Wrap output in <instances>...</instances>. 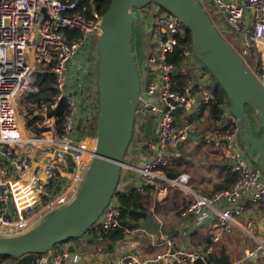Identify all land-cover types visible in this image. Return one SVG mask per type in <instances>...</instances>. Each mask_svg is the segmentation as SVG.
I'll list each match as a JSON object with an SVG mask.
<instances>
[{
  "label": "built area",
  "instance_id": "2783aa9c",
  "mask_svg": "<svg viewBox=\"0 0 264 264\" xmlns=\"http://www.w3.org/2000/svg\"><path fill=\"white\" fill-rule=\"evenodd\" d=\"M96 1L0 0V236L24 233L67 204L75 195L93 155L95 140L87 137V133L81 135L74 130L80 98L72 96V84L81 69L86 68L85 61L80 63L76 57L81 51L88 56L91 38L97 42L99 37L103 14ZM196 1L213 25L210 13L218 18L219 26L214 27L243 63L249 68V59L258 53L264 70V0ZM146 7L141 13L150 10L153 15L148 18L150 23L146 29L151 35V48L147 47L143 72L152 70L149 77L140 80L135 119L145 118L148 113L153 115L158 128V147L136 169L137 190L142 191L143 185L154 186L158 201L173 188L191 195L193 201L182 216H193L197 226L203 227V219L211 213L212 221L205 226V232H213L210 242L185 246L159 230L123 229L124 236L128 237L114 254L94 255L57 245L46 253L34 255L28 264H211L207 259L215 254L222 237L231 234L245 213L251 212L264 222V174L243 152L237 121L226 98V104L222 102L219 108L229 128L206 133L200 142L222 152L227 169L238 175L237 180L229 188L206 196L189 189L188 174L168 179L161 171L170 165L175 149L194 134L187 117L195 106L209 104L213 94L205 84L196 89L191 73L182 90L172 89L169 76L172 67L166 58L180 40L186 39L188 31L176 16L157 4ZM139 22L137 18L134 24ZM183 57L187 66H195L194 71L202 75L201 70H205L195 58L191 40L184 46ZM46 67L53 76L56 91L51 110L66 100L70 115L58 124L54 117L46 115V107L41 108L43 116L34 124L41 130L37 133L21 117L24 120L26 112L35 108L30 96L37 93V76ZM252 73L264 87V73ZM88 87L94 91L97 88L95 82ZM176 108H184L179 124L172 114ZM68 167L74 170L69 182L65 181ZM251 224L248 220L246 230L255 240V246L245 256H264V239H255L250 233ZM156 226L160 227V222ZM121 227V206L113 196L92 230ZM0 264L7 263L0 260ZM232 264L242 262L237 260Z\"/></svg>",
  "mask_w": 264,
  "mask_h": 264
},
{
  "label": "water",
  "instance_id": "95a60500",
  "mask_svg": "<svg viewBox=\"0 0 264 264\" xmlns=\"http://www.w3.org/2000/svg\"><path fill=\"white\" fill-rule=\"evenodd\" d=\"M151 3L176 16L189 32L196 60L228 98L243 152L264 174V87L222 38L200 4L196 0H111L100 22L92 57L99 98L93 155L73 198L28 231L0 236V257L40 255L84 236L117 192L133 139L141 90L132 48L134 10H143ZM247 109L254 114L253 126ZM183 110L172 111L177 124ZM189 138L197 139L191 134ZM155 147H158L157 138ZM143 148L147 149L148 145Z\"/></svg>",
  "mask_w": 264,
  "mask_h": 264
},
{
  "label": "trees",
  "instance_id": "16d2710c",
  "mask_svg": "<svg viewBox=\"0 0 264 264\" xmlns=\"http://www.w3.org/2000/svg\"><path fill=\"white\" fill-rule=\"evenodd\" d=\"M82 1L86 2L87 0ZM110 1L111 0L96 1L98 7H101L102 14H104L107 10ZM85 4L87 5V3ZM86 13L88 14V11H86ZM141 28L142 26L140 22L134 24L132 39V48L133 53L135 54V63L138 68L139 75L144 70V58L148 52L147 46H144V43H146L144 30L139 31ZM136 40L138 43L135 45L134 42ZM189 40H191V36L188 32L186 39L180 40L174 51L168 54L166 58V63L172 67L169 73L172 89L176 91L182 90L185 87L187 78L190 75V71L185 68L186 63L183 57L184 46ZM137 46L140 47L139 53H136ZM249 68L256 74L264 73L260 64V55L258 53L252 54L249 59ZM48 70L49 68L46 67L42 74H38L35 84L37 87V93L30 96V101L33 103V106L35 107L34 109L37 113L41 110V108L46 107L47 115L54 117L58 124H62L70 115L69 104L66 100H62L59 102L55 110H51L52 97L55 96L56 91L53 88V76L48 72ZM204 70L207 71L205 68ZM195 88L197 89V86ZM210 88L212 90L213 100L207 105L200 106L195 113L188 116L186 119L188 125H192L202 119L205 112L207 113L204 120V122H207L206 130H212L215 127L214 125L221 121L222 111L220 110L219 105L223 102V96H225L226 99L228 98L217 83L210 86ZM247 112L252 111L247 109ZM27 126L31 128L33 127L34 131L37 133L41 132V130H38L37 126H34L32 120H28ZM152 133L153 129L148 128L145 131L144 137L146 139H150L149 137ZM181 149V146L177 147L175 150V156L173 157L170 165L161 169L165 177L168 179H175L180 174L188 173L190 170L196 171L194 162L182 155L183 152ZM237 178V174L226 171L223 184L216 185L214 192L229 188L237 180ZM114 197H116L121 206V228L109 231H94L90 229L84 236L70 239L63 244H60V246L72 243V246L68 248L72 251L89 250L94 255L114 254L116 250L120 248L121 242L125 238L123 229L131 230L140 228L143 223H149L152 219L158 216L163 218L166 216H172L177 223L180 212L187 208L191 203V199L187 200L185 197H181L180 194L174 190L169 192L165 201L162 200L158 202L157 191L152 185H143L142 191H138L137 188L129 191H117L114 194ZM176 223L171 225L169 228L173 230V228L177 225ZM197 232L200 236L202 235L201 232ZM197 232H195V234H198ZM211 237L212 235L207 234L203 241H206L205 243H209ZM56 247L57 246L54 248ZM32 257H34V254H28L20 258L0 257V260L5 261L7 264H28ZM231 258L232 256L228 252L226 246L222 245L219 246V249L213 256L208 258L207 261L211 264H232ZM197 264L202 263L197 262Z\"/></svg>",
  "mask_w": 264,
  "mask_h": 264
},
{
  "label": "crops",
  "instance_id": "0c3cea01",
  "mask_svg": "<svg viewBox=\"0 0 264 264\" xmlns=\"http://www.w3.org/2000/svg\"><path fill=\"white\" fill-rule=\"evenodd\" d=\"M145 23H146V26L144 27L145 29H148L147 25L148 23H150V20L148 19V21H146ZM150 41L148 40V45H147L148 50L151 48ZM80 53L76 57V60L79 61L80 63L81 62L83 63L84 58L83 59L80 58ZM150 70L152 69H147L146 71L143 72L142 77L144 79L146 77H149V73L151 72ZM91 73H93V71H91ZM91 73H88L87 68L81 69V72H79L78 76L73 80L72 94L74 92H76V94L72 96L77 95L80 98V104L76 108L77 112H76V117L74 120L75 121L74 130H76V132L80 133L81 135H86L87 133L86 135L87 137L94 139L95 137V131H94L95 124L94 123H95V119L98 114V109H99L98 101L99 100H98L97 91L90 90V87H87L86 85V81L89 78L90 79L93 78ZM191 75L193 76V79H194V87L196 86L199 87L200 85L205 84V79L197 76L196 72L194 71V68L191 69ZM92 95L95 96V99H91ZM151 102L157 103L156 100H151ZM223 102L224 103L226 102L225 96H223ZM200 106H197V107L195 106L191 114L195 113L196 110ZM95 112H97V114ZM45 113L47 115V112ZM29 114L31 115V120L33 124H37L38 120L43 116L42 110H40L37 113L35 109L33 108L30 109ZM206 116H207V113L205 112L204 117L202 119L190 125L194 128L193 136L197 138L196 141H193L190 139L189 141H186L180 144L179 146H181L182 148L181 149L183 152L182 155L186 156L188 159H191V161L194 162L195 169H196V171H191L188 174L190 177L189 182H188V187L190 186L189 189L191 188L190 190L196 193L200 192V193L211 195L212 194L211 192L214 193V188L216 185L223 184L224 175L226 171H229V170L227 169L226 161L224 160L222 152L215 150L211 146H203L200 141L202 140L203 135L208 132H212L215 130L223 132L227 130L229 128V123L221 115V121L217 122L216 125H214L215 127L212 130L208 131L206 130L207 122H204ZM181 118H182V113H180V120ZM148 128L153 129V133L149 137L150 139H146L144 137L145 131ZM156 129H157V125L151 113H148L147 115H145V118H139V117L136 118L134 132H133V139H132L135 145H131L132 144V141H131L128 151L126 153L125 159L127 160L125 161V165L123 166L121 170L120 180H119V184L117 187L118 191H129L134 188H137V186L139 185V174L137 173L136 169L140 168V166L146 160L150 159V157L154 155V152H155L154 148H156L155 141L157 138V136L155 135ZM134 134H136V136H134ZM138 139H141L142 143H139ZM145 144L148 145L147 149L143 148V145ZM66 173H67L68 179H65V181L69 182L70 178H72L74 175L73 168L71 167L66 168ZM186 209L187 208L183 209L180 212L178 222L176 223L177 224L176 227L173 228V230L171 229V231L169 232H168V229H170L169 228L170 226H168L163 221V219H166V217L163 218V217L158 216V222H154L155 220H157V217H155L149 223H143L141 227L142 228L152 227L153 230L146 229L152 232H157V230H159L167 237L174 238L176 243L178 244L182 243L185 246L186 244L190 245V243L193 246L204 244L206 242V241L205 242L203 241L204 237L207 234L209 235L213 234L212 231L205 232V226L208 223H211L213 215L211 213L208 214L207 218L203 219L202 221L201 226L203 227H200V226H197L196 219L193 216H184V217L182 216V213L185 212ZM248 220L252 221L250 233L254 237H256L255 239L256 240L264 239V222L260 221L251 212L245 213L244 216L236 222L237 226H235L231 234L224 235L222 239L229 235L231 236L235 233H238V232L243 233L245 238L248 239L253 244H252V247H249V244L246 247H244L241 251L240 259H237V260H240L242 264H258V262L264 261V256H261V254H256L251 257L245 256V252L251 251L255 246V240L252 239V237L249 234V231L246 230V223L248 222ZM159 222L161 226L157 227L156 225ZM197 231L201 232L202 235L200 236ZM195 232H197L198 234H195ZM124 237L126 238L128 236H124ZM185 239H191L193 240V242H190V241L188 242ZM195 239H198V240H195ZM236 239L237 238L232 239L234 243L238 242V240ZM221 242L222 240L218 244L217 249H219V246H221ZM229 242L232 243L231 240H228L227 243L225 244V246H227L228 248L230 245ZM71 246L72 244L69 243L68 245L60 246V248H69ZM77 251L88 252L89 250H77ZM231 260H232V263L234 261H237L235 260L234 257H232Z\"/></svg>",
  "mask_w": 264,
  "mask_h": 264
},
{
  "label": "rangeland",
  "instance_id": "374dc122",
  "mask_svg": "<svg viewBox=\"0 0 264 264\" xmlns=\"http://www.w3.org/2000/svg\"><path fill=\"white\" fill-rule=\"evenodd\" d=\"M154 5L155 4H153V3H151V4H149V6H147L146 8H150L151 6L152 7H154ZM135 12H134V17H135V20L138 18V20L140 21V23H141V26H142V28H141V30H139V31H143L144 30V33H145V38H146V43H144V46L146 45H148V40L150 41L151 40V35L149 34V33H147L146 32V29H145V27L144 26H146V21H148V18L150 17V16H152L153 15V12L152 11H150V10H147V12L145 13V14H142L141 13V9H138V10H134ZM210 16H211V19H212V21L214 22V25L216 26V27H218L219 26V20H218V18L214 15V14H212V13H210ZM141 33V32H140ZM140 40H141V37H140ZM96 42V38H91V41H90V46H89V53H88V56H87V54H86V56L84 57V51H81V53H80V58H84V61H85V67L87 68V70H88V73H91V71H92V57H93V54H94V49H95V46H96V44H97V42ZM151 42V41H150ZM138 42H137V40L134 42V44L136 45ZM145 46V47H146ZM145 50H146V48H145ZM139 51H140V47L139 46H137V51H136V53H139ZM144 61H146V59H144ZM185 68H187V70H189L190 71V73H191V69L192 68H195V66H193L192 68L191 67H189V66H185ZM201 73H202V75L197 71L196 72V74L197 75H199L200 77H204V79H205V85L207 86V87H210L211 85H214V84H216L215 83V81H214V79L213 78H211L205 71H203V70H201ZM92 74V77L93 78H89L87 81H86V85H87V87H88V85L89 84H91V83H93V82H95V80H94V76H93V73H91ZM143 76V71L141 72V74H140V77H141V79L142 80H144V78L142 77ZM96 91H98V89L96 88ZM91 99H95V96L94 95H92V97H91ZM98 103H99V101H98ZM29 110L26 112L27 114H28V117L26 118V116H27V114L24 116V120H23V118L21 117V119H22V121L23 122H28V120H31V115L29 114ZM96 114H97V112H95ZM247 114H248V116H249V120H250V122H251V124H252V126H253V124H254V122H255V117H254V114H253V112H247ZM26 118V119H25ZM97 118H98V114H97V117H96V119H95V125H94V131H95V129H96V126H97ZM23 124V123H22ZM202 126V125H201ZM202 128V127H201ZM134 136H136V134H134ZM131 145H135L134 143H133V141H132V144ZM127 159H125V161H126ZM191 171H193V170H190V172ZM190 172H188L187 174H189ZM190 187V186H189ZM191 189V188H190ZM172 190H174V191H176V192H178V194H180V196L181 197H185L187 200L189 199H191V202L193 201V197L191 196V195H189V194H185V193H183V192H181V191H179L177 188H173V189H171L170 191H172ZM169 191V192H170ZM169 192H168V194L167 195H169ZM197 193H199V194H203V195H206V196H211L212 194H213V192H211L210 194L211 195H209V194H205V193H200V192H197ZM167 198V196L163 199V200H165ZM163 221L168 225V226H171V225H173V224H175L176 223V220L172 217V216H166V219H163ZM154 222H158V217H157V220H155ZM145 229H152V227L151 228H145ZM153 230V229H152ZM169 231H171V229H168V232ZM234 238H237L236 240H238V242L237 243H234L233 242V240L232 239H234ZM186 241H190V242H193V240H191V239H185ZM195 240H198V239H195ZM194 240V241H195ZM228 240H231L232 241V243H230L229 242V248L227 247V250H228V252L231 254V256L232 257H234L235 258V260H237V259H240V256H241V251H242V249L244 248V247H246L248 244H249V247H252V242H250L248 239H246L245 238V236H244V234L243 233H241V232H238V233H235V234H233V235H229V236H227V237H225V238H223L222 239V242H221V246L222 245H225L226 243H227V241ZM70 244H72V243H70ZM190 245H191V243H190ZM191 246H193V245H191ZM218 250V249H217ZM90 254H92V252L91 251H88ZM119 252V251H118ZM92 256V255H91ZM258 264H264V261H261V262H258Z\"/></svg>",
  "mask_w": 264,
  "mask_h": 264
}]
</instances>
